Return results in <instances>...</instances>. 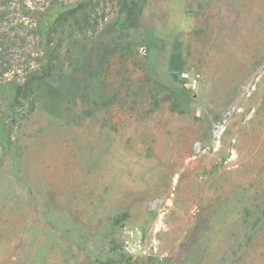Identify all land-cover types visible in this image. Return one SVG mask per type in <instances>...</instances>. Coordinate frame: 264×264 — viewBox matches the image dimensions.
Listing matches in <instances>:
<instances>
[{
  "label": "rangeland",
  "instance_id": "374dc122",
  "mask_svg": "<svg viewBox=\"0 0 264 264\" xmlns=\"http://www.w3.org/2000/svg\"><path fill=\"white\" fill-rule=\"evenodd\" d=\"M30 1L43 78L21 104L0 80V264H264V0H147L131 30L119 0Z\"/></svg>",
  "mask_w": 264,
  "mask_h": 264
},
{
  "label": "trees",
  "instance_id": "16d2710c",
  "mask_svg": "<svg viewBox=\"0 0 264 264\" xmlns=\"http://www.w3.org/2000/svg\"><path fill=\"white\" fill-rule=\"evenodd\" d=\"M146 2L147 0H119L117 21L120 30H131L137 26ZM95 6L93 0L78 1L69 4L56 18L69 21L71 18L77 19L80 11L90 9L91 12ZM38 13L30 0H0V80L7 79L8 76L14 77V104H21L23 100L33 102L31 96L35 82L43 78L40 51L31 48L32 41L37 36ZM49 69L51 71L52 67ZM19 76H22L20 80L17 78ZM178 93L184 97L189 95L176 89L174 94Z\"/></svg>",
  "mask_w": 264,
  "mask_h": 264
},
{
  "label": "built area",
  "instance_id": "2783aa9c",
  "mask_svg": "<svg viewBox=\"0 0 264 264\" xmlns=\"http://www.w3.org/2000/svg\"><path fill=\"white\" fill-rule=\"evenodd\" d=\"M139 246V243H133V242H127L126 244V249L131 252L134 253L135 251H137V248Z\"/></svg>",
  "mask_w": 264,
  "mask_h": 264
}]
</instances>
